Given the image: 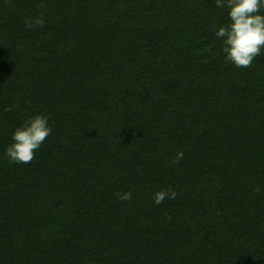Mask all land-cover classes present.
Instances as JSON below:
<instances>
[{"label":"trees","instance_id":"trees-1","mask_svg":"<svg viewBox=\"0 0 264 264\" xmlns=\"http://www.w3.org/2000/svg\"><path fill=\"white\" fill-rule=\"evenodd\" d=\"M228 22L215 0H0V264H264V49L227 61ZM37 114L51 135L8 163Z\"/></svg>","mask_w":264,"mask_h":264},{"label":"clouds","instance_id":"clouds-1","mask_svg":"<svg viewBox=\"0 0 264 264\" xmlns=\"http://www.w3.org/2000/svg\"><path fill=\"white\" fill-rule=\"evenodd\" d=\"M216 7L227 10L228 23L219 26L215 35L222 39V51L225 59L238 68H249L253 60L261 55L264 49V0H215ZM43 7V4L38 5ZM28 27L44 25L41 14L34 19H26ZM13 105L9 110L14 109ZM52 133L48 118L37 114L25 119L17 126L11 135L12 143L5 149V157L10 164H30L35 158L36 151ZM184 157V152L178 150L171 159L172 165L179 164ZM117 199L131 201V190L117 191ZM177 192L173 189H162L154 193L153 203L161 205L166 199L176 200Z\"/></svg>","mask_w":264,"mask_h":264}]
</instances>
